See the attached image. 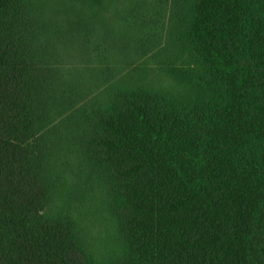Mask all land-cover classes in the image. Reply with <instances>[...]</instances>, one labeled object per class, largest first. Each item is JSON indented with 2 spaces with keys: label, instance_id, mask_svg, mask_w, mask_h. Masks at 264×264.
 Wrapping results in <instances>:
<instances>
[{
  "label": "trees",
  "instance_id": "obj_1",
  "mask_svg": "<svg viewBox=\"0 0 264 264\" xmlns=\"http://www.w3.org/2000/svg\"><path fill=\"white\" fill-rule=\"evenodd\" d=\"M153 8L171 14L179 48L160 57L184 91L111 89L59 141L58 73L26 1L0 0V264H100L58 207L63 145L108 190L103 264H264V0Z\"/></svg>",
  "mask_w": 264,
  "mask_h": 264
},
{
  "label": "rangeland",
  "instance_id": "obj_2",
  "mask_svg": "<svg viewBox=\"0 0 264 264\" xmlns=\"http://www.w3.org/2000/svg\"><path fill=\"white\" fill-rule=\"evenodd\" d=\"M25 1L37 33L35 48L42 63L58 73V92L68 104L53 123L60 127L57 140L82 118L85 108L108 99L111 89L184 91V81L160 57L169 59L179 39L169 10H154V0L119 2L116 10L99 0ZM61 148L58 207L75 220L91 255L103 264L118 245L107 210L108 190L88 178V167L72 145Z\"/></svg>",
  "mask_w": 264,
  "mask_h": 264
}]
</instances>
